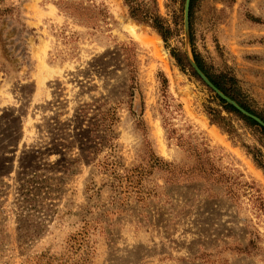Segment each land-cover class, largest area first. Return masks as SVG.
<instances>
[{"label":"rangeland","instance_id":"1","mask_svg":"<svg viewBox=\"0 0 264 264\" xmlns=\"http://www.w3.org/2000/svg\"><path fill=\"white\" fill-rule=\"evenodd\" d=\"M92 1L109 14L95 30L59 0L0 3L15 8L0 20V264H264V135L171 55L193 52L182 0H158L172 25L183 13L168 43L122 0ZM193 38L210 71L235 76L264 116V0H199ZM122 45L136 55L132 101ZM100 97L119 121L89 160L93 113L79 109ZM219 114L222 127L210 120ZM198 153L213 179L170 178L194 170Z\"/></svg>","mask_w":264,"mask_h":264},{"label":"trees","instance_id":"2","mask_svg":"<svg viewBox=\"0 0 264 264\" xmlns=\"http://www.w3.org/2000/svg\"><path fill=\"white\" fill-rule=\"evenodd\" d=\"M4 0H0L2 3ZM123 4L127 7V12L129 17L140 23L153 28L164 40L165 43H168L169 40L175 39L182 28H179L177 25H183V13L180 17V24L177 21H173V25L169 22V20L160 12L159 2L158 0H122ZM185 0H182V7H184ZM199 0H189L188 7V25H189V35L190 41L192 45V55L196 65L199 69L207 76L210 82L217 87L221 92H223L226 96L236 101L238 105L244 108L246 111L251 114L256 115L261 120L264 121V116L260 113L254 111L249 104L245 101V95L241 88L238 86V80L235 76H230L228 74L218 73L215 74L210 71L209 67L206 65L203 58L194 50L193 48V20L195 15V8L198 4ZM59 8L66 13L70 18L78 21L79 24L86 26L87 28L97 29L102 25L107 24V19L109 17L108 11L105 7H102L100 4H95L92 0H59ZM183 9V8H182ZM15 12V8L10 7H0V20L5 17H13ZM120 53H117L118 56H122L119 60L121 64L124 65L125 68V82L127 90L123 94V96L127 93L129 96V101H132L135 97V93L139 91V82H138V68L136 63V55L134 49L129 48L127 46H120L118 50ZM171 55L175 59L176 63L183 70H188L192 75L196 76L201 80L199 75L195 72L193 67L191 66L187 55L184 51H180L176 48L171 50ZM164 85L166 83V79L163 77ZM202 81V80H201ZM166 89V87H164ZM162 96L164 97V104L168 105V101L166 99V92L162 89ZM218 101V105L223 107L228 113H234L241 119H243L248 125L255 126L259 128L260 132L264 135V127L260 125L258 122L253 120L250 117L245 116L239 110H237L233 105L226 103L224 99L216 95L215 97ZM124 99V98H123ZM122 98L117 101H113L112 103H120L124 102ZM82 113L80 114L81 119H86L90 112L93 113L91 127L90 130V141L91 146L86 148L82 153L84 157L91 160L93 154V159L95 155L98 154L106 144L111 146V142L114 139V130L113 126L119 121V116L117 114V107L109 105V101L100 97L94 102H88L83 104V106L79 109ZM214 113V114H211ZM216 110L212 109L210 111L211 115H215ZM134 114V113H133ZM222 115H218L216 118H210L212 123H217L222 127ZM135 126L138 130L142 131V134L145 135L144 130V122L140 118H136L134 120ZM145 156H149L147 158H154V164L152 167L162 168L164 162L162 159L156 157L152 151L144 152ZM198 165L194 170L187 171H179V174L176 175L172 171L168 170L170 173L171 179H177L179 176L183 177H198L205 180L213 179L214 172L212 163L208 158H204L201 153L197 154ZM257 164L263 167L262 162L258 158H254ZM160 164V165H158ZM109 163H104L103 167H108ZM142 168V167H141ZM142 169L134 168L133 170H129L132 173L136 172V177H139V173H141ZM144 172V171H143ZM148 173V172H147ZM181 173V174H180ZM144 175H147L144 173ZM143 175V176H144ZM130 178V183L133 185L134 181L133 174L128 175ZM216 179V178H214ZM141 177L137 179L140 181ZM138 185L140 182H136Z\"/></svg>","mask_w":264,"mask_h":264},{"label":"water","instance_id":"3","mask_svg":"<svg viewBox=\"0 0 264 264\" xmlns=\"http://www.w3.org/2000/svg\"><path fill=\"white\" fill-rule=\"evenodd\" d=\"M188 7H189V0H185L184 2V28H185V32L188 35ZM189 37V36H188ZM187 58L191 64V66L193 67V69L195 70V72L199 75V77L204 81V83L209 86L219 97H221L222 99H224L226 101V103H229L231 105H233L237 110H239L242 114H244L247 117L252 118L253 120H255L256 122H258L260 125H262L264 127V121L261 120L259 117H257L254 114H251L250 112L246 111L244 108H242L240 105L237 104L236 101L232 100L231 98H229L228 96H226L223 92H221L217 87H215L210 80L207 78V76L199 69V67L196 65L194 59H193V55L192 53H187Z\"/></svg>","mask_w":264,"mask_h":264},{"label":"bare ground","instance_id":"4","mask_svg":"<svg viewBox=\"0 0 264 264\" xmlns=\"http://www.w3.org/2000/svg\"><path fill=\"white\" fill-rule=\"evenodd\" d=\"M132 31V30H131Z\"/></svg>","mask_w":264,"mask_h":264}]
</instances>
